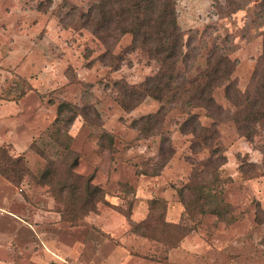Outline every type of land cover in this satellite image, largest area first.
I'll use <instances>...</instances> for the list:
<instances>
[{"label": "rangeland", "instance_id": "374dc122", "mask_svg": "<svg viewBox=\"0 0 264 264\" xmlns=\"http://www.w3.org/2000/svg\"><path fill=\"white\" fill-rule=\"evenodd\" d=\"M98 1L0 0V146L28 170L17 185L0 176V264H264V119L241 135L219 85L217 150L191 149V134L179 131L188 107L167 104L153 119L154 98L120 105L115 82L135 85L157 63L128 49V33L107 44L91 33L86 15ZM174 12L184 60L176 70L195 75L215 46L245 92L264 0H174ZM192 112L210 124L203 108ZM74 155L73 174L100 189L85 214L59 192ZM206 202L219 214L196 212Z\"/></svg>", "mask_w": 264, "mask_h": 264}, {"label": "trees", "instance_id": "16d2710c", "mask_svg": "<svg viewBox=\"0 0 264 264\" xmlns=\"http://www.w3.org/2000/svg\"><path fill=\"white\" fill-rule=\"evenodd\" d=\"M86 16L91 33L104 44H107L109 39L115 41L124 33H128L131 36L128 49L139 48L157 63L156 71L135 85L115 82L120 105L129 109L144 96L154 98L160 102V106L154 114L147 115L153 119L163 116L167 104L180 103L188 107L179 131L191 134V149L207 147L212 148V151L217 150L216 123L223 119L221 115L224 114V109L215 103L212 91L219 85H223L224 95L234 108L226 118L232 121L241 135L249 138L254 124L264 119V32L261 53L250 77L249 87L241 93L236 89L234 82L230 81L234 61L222 53H217L215 46L205 58V67L195 75L185 77L191 66L184 65L182 72L176 70L177 63L184 60L174 0H99L88 9ZM195 107L206 111V116L211 119L209 125L199 123L196 114L192 112ZM67 152L70 154L68 149ZM76 161L74 155L66 172L67 177L65 181H61L59 192L65 190L69 195H73L71 199L79 203L78 208L85 214L99 201L100 189L90 183V175L83 177L73 174L72 169ZM51 171L53 168L49 161L40 178L49 181ZM27 174L23 157L13 156L6 147L0 146V176L17 185ZM203 197L199 196L197 200L205 199ZM73 204L74 202L71 203ZM208 207V203H202L196 212L219 214L217 206H212L211 209ZM65 213L62 211L61 217L65 218Z\"/></svg>", "mask_w": 264, "mask_h": 264}, {"label": "crops", "instance_id": "0c3cea01", "mask_svg": "<svg viewBox=\"0 0 264 264\" xmlns=\"http://www.w3.org/2000/svg\"><path fill=\"white\" fill-rule=\"evenodd\" d=\"M8 202H7V198L4 196V195H2L1 193H0V209H3L4 208V206L7 204ZM5 204V205H4ZM27 228H25L24 227V230H26Z\"/></svg>", "mask_w": 264, "mask_h": 264}]
</instances>
